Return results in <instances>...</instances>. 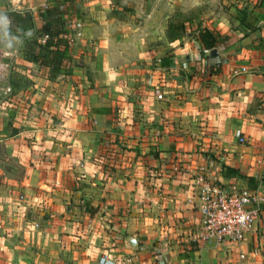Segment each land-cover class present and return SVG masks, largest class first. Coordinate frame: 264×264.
Wrapping results in <instances>:
<instances>
[{
  "label": "crops",
  "instance_id": "1",
  "mask_svg": "<svg viewBox=\"0 0 264 264\" xmlns=\"http://www.w3.org/2000/svg\"><path fill=\"white\" fill-rule=\"evenodd\" d=\"M49 4L0 12H30L26 37ZM63 18L54 79L0 30V264H264V0H72ZM177 164L259 196L241 242L191 241L199 201Z\"/></svg>",
  "mask_w": 264,
  "mask_h": 264
},
{
  "label": "built area",
  "instance_id": "2",
  "mask_svg": "<svg viewBox=\"0 0 264 264\" xmlns=\"http://www.w3.org/2000/svg\"><path fill=\"white\" fill-rule=\"evenodd\" d=\"M67 44L71 43L70 36H66ZM158 65L160 59H156ZM245 69H241L244 72ZM264 78V65L260 68ZM153 96L157 101L163 100L158 87H153ZM239 142L243 139L239 133L235 134ZM173 174L182 175L189 171L183 165H173L170 169ZM189 189L199 204L196 209L200 215V228L196 235L191 236L194 242H213L235 244L242 241L249 233L256 221L259 212L260 198L245 187L236 184H220L216 178L204 171L195 169L189 173ZM22 200V197H19Z\"/></svg>",
  "mask_w": 264,
  "mask_h": 264
},
{
  "label": "trees",
  "instance_id": "3",
  "mask_svg": "<svg viewBox=\"0 0 264 264\" xmlns=\"http://www.w3.org/2000/svg\"><path fill=\"white\" fill-rule=\"evenodd\" d=\"M72 0H50V4L40 9L37 17L40 27L33 30L30 36H24L26 32L33 29L31 14L28 11L0 12L3 22L0 23V30L5 35L22 37L23 52L27 62L47 69L48 78L54 79L60 74L68 73L70 64L65 58L67 48L66 36L68 35L67 23L63 16L65 14L66 3ZM184 31L181 22H170L167 24L166 34H180ZM198 39L204 49H211L218 41V34L208 26H203L198 30ZM223 174L227 175L228 168L223 169Z\"/></svg>",
  "mask_w": 264,
  "mask_h": 264
},
{
  "label": "rangeland",
  "instance_id": "4",
  "mask_svg": "<svg viewBox=\"0 0 264 264\" xmlns=\"http://www.w3.org/2000/svg\"><path fill=\"white\" fill-rule=\"evenodd\" d=\"M65 58L68 59V56L66 55V53H65ZM68 63H69V62H68Z\"/></svg>",
  "mask_w": 264,
  "mask_h": 264
}]
</instances>
